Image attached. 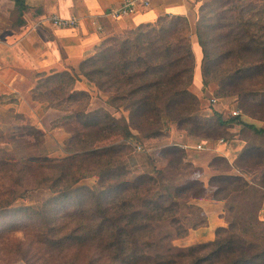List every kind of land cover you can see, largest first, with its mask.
Masks as SVG:
<instances>
[{
  "label": "trees",
  "instance_id": "16d2710c",
  "mask_svg": "<svg viewBox=\"0 0 264 264\" xmlns=\"http://www.w3.org/2000/svg\"><path fill=\"white\" fill-rule=\"evenodd\" d=\"M13 1L21 14L23 0ZM181 21L185 22L184 29ZM188 32L184 18L159 16L121 37L104 40L106 44L102 43L93 56L82 62L88 69L84 74L88 80L94 81L95 76L100 79L96 82L100 90L121 92L108 96L106 105L114 110H129L132 124L124 117L113 118L107 109L81 115L80 124L85 119L83 135L73 133L75 128H64L78 145H73L77 148L67 156L68 163L62 160L57 165L42 156V133L26 124L22 114L12 116L14 124L2 121L0 145L12 147L2 150V157L8 161L16 157L19 163L14 164L19 166L12 187L2 191L0 212L38 220L40 235L50 240L40 242L37 252L63 253L68 248L96 251L98 261L87 264H183L188 259L186 264H264V223L258 218L264 193L259 201L255 202L254 197L250 202L252 207L244 212L241 225L236 222L238 226L219 228L216 239L208 243L175 248L170 241L165 242L172 227L179 238L197 226L184 227L181 223L182 210L195 207L184 196L177 197V191L186 189L174 183V177L167 179L165 171L133 173L125 158L129 149L125 142L137 139L133 130L144 132L145 137L156 136L163 116L182 123L196 118V99L189 91L194 56ZM195 33L202 53L203 82L214 69L212 65L219 62L225 63L222 79L225 74L232 79L241 75L264 78V0H209L198 9ZM108 41H116L114 47ZM74 81L68 72L38 74L31 97L52 104ZM80 94L84 92H72L71 96ZM89 128L93 129L86 135ZM109 138L120 139L117 144L121 145H97ZM37 152L41 155L35 156ZM77 172H89L98 182L92 187L78 185L77 177L69 178L70 173ZM0 173L5 174L3 166ZM212 179L219 182L222 190L249 192V183L240 176L221 174ZM40 188L50 191L40 206L13 207Z\"/></svg>",
  "mask_w": 264,
  "mask_h": 264
},
{
  "label": "rangeland",
  "instance_id": "374dc122",
  "mask_svg": "<svg viewBox=\"0 0 264 264\" xmlns=\"http://www.w3.org/2000/svg\"><path fill=\"white\" fill-rule=\"evenodd\" d=\"M196 17H198V12ZM130 18L96 21L100 40L74 66H65V70L59 72H68L75 81L66 86L56 102L52 104L37 102L31 97V101L34 103H32V107L29 104H22L21 107L20 100L13 96L0 98V136L3 133L2 121L9 122L10 125L14 124L12 116L15 113L20 114L24 110L25 114H21L26 124L34 126L42 133L43 143L40 148H44L42 156H46L59 165L63 163L62 160L68 163L67 156L78 146L74 143V138L70 140L71 136L64 131V128L66 126L68 129L75 128L73 133L84 134L82 124L85 123V119L82 118V124H80L79 117L81 115L90 111L107 109L113 118L124 117L132 124L130 111L118 108L119 102L115 104L118 110L106 105L108 96L118 95L121 92L100 90L96 85L100 79L95 76L94 81L88 80L84 76L88 69L82 66V62L93 56L99 48L98 46L105 43L104 40L121 37L133 29L135 26L129 23ZM196 21L193 27L187 21L189 26L187 38L191 49L192 37H195L197 41ZM184 24V21L180 22L182 29H184ZM110 43L108 41L109 46L114 47L116 41ZM198 47L200 59L195 64L194 57L192 81L189 86L190 93L196 99L194 103L197 111L193 113L196 118L182 123L181 121L171 122L163 116L158 135L153 134L145 137L144 132L137 133L133 130L137 139L125 142L129 147L128 156L125 158L133 173H144L150 169L165 171L167 179L171 180L174 177L173 182L186 189L177 191V197L184 196L186 202L195 206L192 210H182L184 217L181 218V223L184 227L197 226L189 229L186 236L179 238L175 237L177 231L172 227L170 235L168 234V237L165 238L166 244L170 241V245L175 248L201 244L195 243L198 238L193 236L198 235L199 232L210 231L213 241L216 239L219 228H227L229 224L230 226L237 225L236 222L241 225V217L244 212L252 207L250 202H253L254 197L255 202L259 201L264 193L257 188L253 190L254 186L264 190V78L241 75L232 79L231 75L228 77L225 74L222 79L221 73L225 63L219 62L212 65L214 69L207 76V81L203 82L202 53L199 44ZM195 66L196 68L198 66L200 72V78L197 81L194 79ZM72 92H84V95L71 96ZM235 117H237V121L231 122ZM133 127H136V123L133 124ZM89 129L91 130H88L86 135L90 134L93 128ZM95 133L93 131V137ZM112 140L114 138H109L97 145L103 147L115 145L121 141L120 139ZM198 145L201 146V149L196 148ZM11 149L12 147L8 144L1 143L0 145V168L2 166L5 168V174L0 173V196H2V191H7L12 187L15 171L19 166L14 164L19 163L16 157H10V161L8 158L2 157V150ZM38 155L41 153H35V156ZM2 159H4L3 162ZM4 162L7 163L2 165ZM44 174L46 175L45 172ZM221 174L244 178L249 183L250 187L246 189L249 192L240 194L222 190L218 185L219 182L212 179L213 176ZM71 176L77 177L78 185L81 186L92 187L98 182V178L90 175L89 172L70 173V179ZM46 185L49 186V181H46ZM173 187L170 190L175 193L176 189ZM49 193V190L40 188V190L29 194L27 198L17 201L13 207L40 206L50 196ZM212 203L215 204L212 206L210 205ZM71 205L66 204L67 208ZM196 207L200 210H196ZM61 210L59 215L62 214ZM258 218L264 223V206L258 211ZM218 224L220 227H217ZM38 227V220L34 221L24 214L17 216L13 212L6 214L0 212V264H87L86 262L90 260L93 263L98 261L99 256L95 253L96 251L88 248L81 250L68 248L63 253L57 251L49 254L37 252L36 246L40 245V242L50 240V237L40 235ZM87 254L90 255L89 259ZM188 261L189 259L183 264Z\"/></svg>",
  "mask_w": 264,
  "mask_h": 264
},
{
  "label": "crops",
  "instance_id": "0c3cea01",
  "mask_svg": "<svg viewBox=\"0 0 264 264\" xmlns=\"http://www.w3.org/2000/svg\"><path fill=\"white\" fill-rule=\"evenodd\" d=\"M125 1L23 0L24 10L20 14L13 0H0V97L13 96L20 100L21 107L22 104L32 107L31 91L36 76L74 66L100 40L96 21L112 19L106 16L107 12ZM147 1L151 8L129 16V23L134 26L152 23L166 15L185 18L193 27L199 7L209 0ZM54 17L75 19L78 25L58 28L51 23ZM191 40L196 64L200 59L199 47L195 37ZM194 72L197 81L200 78L198 66ZM21 113L25 114L24 110ZM193 236L198 238L195 243L213 239L210 231Z\"/></svg>",
  "mask_w": 264,
  "mask_h": 264
},
{
  "label": "built area",
  "instance_id": "2783aa9c",
  "mask_svg": "<svg viewBox=\"0 0 264 264\" xmlns=\"http://www.w3.org/2000/svg\"><path fill=\"white\" fill-rule=\"evenodd\" d=\"M151 8L150 2L147 0H126L121 6L110 9L106 16L112 19L125 18L138 13L139 11L149 10ZM51 23L58 28H75L78 25V21L75 19H62L54 17L51 19ZM197 149H201V146H196Z\"/></svg>",
  "mask_w": 264,
  "mask_h": 264
}]
</instances>
